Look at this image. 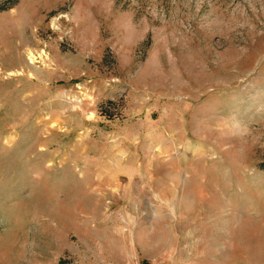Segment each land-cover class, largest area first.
<instances>
[{"label": "rangeland", "instance_id": "obj_1", "mask_svg": "<svg viewBox=\"0 0 264 264\" xmlns=\"http://www.w3.org/2000/svg\"><path fill=\"white\" fill-rule=\"evenodd\" d=\"M0 264H264V0H0Z\"/></svg>", "mask_w": 264, "mask_h": 264}]
</instances>
